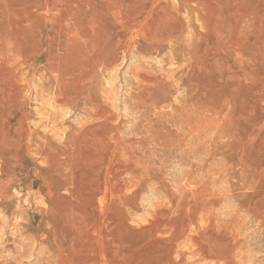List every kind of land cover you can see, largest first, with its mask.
<instances>
[{"label": "rangeland", "instance_id": "obj_1", "mask_svg": "<svg viewBox=\"0 0 264 264\" xmlns=\"http://www.w3.org/2000/svg\"><path fill=\"white\" fill-rule=\"evenodd\" d=\"M0 264H264V0H0Z\"/></svg>", "mask_w": 264, "mask_h": 264}, {"label": "bare ground", "instance_id": "obj_2", "mask_svg": "<svg viewBox=\"0 0 264 264\" xmlns=\"http://www.w3.org/2000/svg\"><path fill=\"white\" fill-rule=\"evenodd\" d=\"M126 4V3H125ZM206 257H207V255H206Z\"/></svg>", "mask_w": 264, "mask_h": 264}]
</instances>
